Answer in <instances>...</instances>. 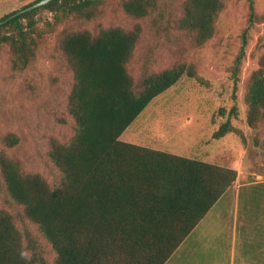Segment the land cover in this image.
Here are the masks:
<instances>
[{
    "label": "trees",
    "instance_id": "16d2710c",
    "mask_svg": "<svg viewBox=\"0 0 264 264\" xmlns=\"http://www.w3.org/2000/svg\"><path fill=\"white\" fill-rule=\"evenodd\" d=\"M107 1L54 0L25 13L0 26V54L8 48L12 69L23 71L36 61L46 39L35 26L40 11L52 13L56 21H92ZM227 1L122 0L121 7L126 16L151 20L164 33L182 31L194 49L215 36ZM249 2L253 23L254 0ZM142 34V23L97 32L69 29L57 42L58 59L74 80L67 105L74 133L68 141L50 142L53 179L25 171L18 159L0 152L5 199L0 204V264H167L237 181L233 168L121 139L148 105L184 76L201 80L185 62L157 71L145 68L135 78L129 65ZM244 54L242 49L237 63ZM246 102L248 123L258 127L264 123V56L251 76ZM234 130L227 121L213 137ZM19 143L16 134L5 138L10 148ZM39 238L50 246L52 262L37 253Z\"/></svg>",
    "mask_w": 264,
    "mask_h": 264
},
{
    "label": "rangeland",
    "instance_id": "374dc122",
    "mask_svg": "<svg viewBox=\"0 0 264 264\" xmlns=\"http://www.w3.org/2000/svg\"><path fill=\"white\" fill-rule=\"evenodd\" d=\"M34 1L0 0V19ZM121 1L108 0L92 21H56L52 13L40 11L35 26L46 39L36 61L23 71L12 69L8 48H4L0 54V152L5 150L18 159L25 171L53 179L56 170L47 156L50 142L55 138L68 141L74 133L67 113L74 80L58 59L57 42L69 29L97 32L102 27L132 29L142 23L143 34L129 65L135 78L142 77L145 68L157 71L185 62L195 67L201 80L184 76L155 98L121 139L233 167L239 180L237 189L206 215L167 264H264V123L255 128L249 125L246 102L251 76L264 56V0H254L253 23L249 0L227 1L215 36L194 49L180 30L170 28V33H164L151 20L126 16ZM242 49L244 57L237 63ZM227 121L235 130L214 139ZM10 134L20 138L13 148L5 144ZM4 202L0 188V204ZM19 226L24 229L26 225ZM28 228L34 237L38 235L32 224ZM39 240L37 253L52 262L50 246Z\"/></svg>",
    "mask_w": 264,
    "mask_h": 264
},
{
    "label": "water",
    "instance_id": "95a60500",
    "mask_svg": "<svg viewBox=\"0 0 264 264\" xmlns=\"http://www.w3.org/2000/svg\"><path fill=\"white\" fill-rule=\"evenodd\" d=\"M51 1H54V0H42V1L38 2V3H35L34 5H31V6H28V7L24 8V9H21L19 11H16L15 13L11 14L7 18H5L4 20H1L0 21V26L11 22L12 20L16 19L17 17H19V16H21V15H23L25 13H29V12L35 10V9L43 7V6L47 5V4H49Z\"/></svg>",
    "mask_w": 264,
    "mask_h": 264
},
{
    "label": "crops",
    "instance_id": "0c3cea01",
    "mask_svg": "<svg viewBox=\"0 0 264 264\" xmlns=\"http://www.w3.org/2000/svg\"><path fill=\"white\" fill-rule=\"evenodd\" d=\"M132 144H133V143H132ZM136 144H137V143H136ZM137 145H139V144H137ZM180 156H182V155H180ZM183 157H184V156H183ZM199 160H200V159H199ZM202 161H204V162H208V163H212V164L218 163V162H214V161H211V162H210V160H209V161L202 160ZM217 165H220V164H217ZM220 166H221V165H220ZM222 166H223V165H222ZM224 167H225V166H224ZM232 168H233V167H232ZM233 169H234V168H233ZM235 170H236V169H235ZM238 181H239V180L237 179V181L234 183V185L231 186V188H229V189L227 190V192H226V193L224 194V196H223V197H222V198H221V199L215 204V206H216V205H217V204H218V203H219V202L225 197L226 194H228V192L237 189V188H236V184L238 183ZM215 206H214V207H215ZM214 207L210 210V212L214 209ZM210 212H209V213H210ZM209 213H208V214H209ZM208 214H207V215H208ZM205 217H206V216H205ZM204 219H205V218H204ZM204 219H203V220H204ZM201 222H202V221H201Z\"/></svg>",
    "mask_w": 264,
    "mask_h": 264
}]
</instances>
